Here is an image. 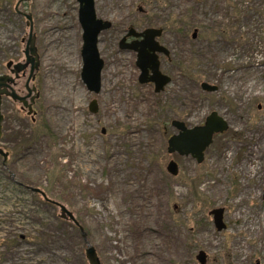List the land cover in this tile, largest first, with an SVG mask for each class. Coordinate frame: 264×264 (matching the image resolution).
I'll use <instances>...</instances> for the list:
<instances>
[{
    "label": "rangeland",
    "instance_id": "374dc122",
    "mask_svg": "<svg viewBox=\"0 0 264 264\" xmlns=\"http://www.w3.org/2000/svg\"><path fill=\"white\" fill-rule=\"evenodd\" d=\"M17 1L0 0V73L25 58L29 27ZM95 3L111 24L99 35V93L81 78L78 1L19 8L33 15L40 96L34 120L12 100L2 104L0 146L11 158L5 169L0 155V264H89L79 226L32 187L74 213L102 264H200V250L205 264H264V0ZM148 25L167 27L160 40L172 53L162 62L172 82L156 93L138 82L136 53L119 47L130 27ZM212 111L230 127L201 163L167 152L173 119L194 126ZM219 207L221 230L209 214Z\"/></svg>",
    "mask_w": 264,
    "mask_h": 264
},
{
    "label": "water",
    "instance_id": "95a60500",
    "mask_svg": "<svg viewBox=\"0 0 264 264\" xmlns=\"http://www.w3.org/2000/svg\"><path fill=\"white\" fill-rule=\"evenodd\" d=\"M30 0H19L16 7L21 2ZM79 4L78 17L82 27V69L81 78L88 90L94 93H99L102 87V71L105 65L99 51V35L108 28L110 22L98 17L96 11L95 0H77ZM142 10V9H140ZM29 27V34L24 49V60L17 63L9 61L7 67L12 73L18 75L21 70L27 71L26 89L28 93L24 96L20 95L14 87L16 76L10 73H0V140L3 135V120L2 113V99L4 96L12 98L14 101L23 103L29 108H32V103L38 98L39 93L33 85L36 78V73L39 68V54L37 52L35 40L36 33L34 32V23L32 15L24 12ZM162 29L150 27L143 31H138L134 27L128 29V33L124 36L119 43L120 49H127L136 53V66L140 70L139 81L140 83L153 82L155 84V92H160L170 82V77L162 73L160 69L159 53L169 55V49L158 41L161 36ZM128 36H134L135 39L126 43ZM196 33L193 34V37ZM201 87L208 92H214L218 89L217 85L208 82H202ZM32 102V103H31ZM97 100L93 99L90 102V110L97 112ZM171 125L175 128L176 132L168 138L167 152L169 154L178 153L184 156H192L198 163L204 160L206 149L212 144L214 136L221 134L228 130L229 123L217 111H212L206 118L204 123L190 126L186 122L178 119H173ZM0 155L4 158L7 153L0 146ZM166 170L169 174L176 176L179 173V164L171 159L166 164ZM31 190L39 192L46 200L59 206L61 216L64 219L73 221L79 226L82 236L84 237L86 247L85 256L89 264H102L100 256L96 248L88 240L84 228L76 219L74 213L69 210L65 204L60 203L47 196L44 190L39 187H32ZM224 208H214L209 211L213 216L214 223L218 230L226 227L224 222ZM196 259L200 264H205L207 261V254L200 250L196 255ZM259 264V263H257Z\"/></svg>",
    "mask_w": 264,
    "mask_h": 264
},
{
    "label": "flooded vegetation",
    "instance_id": "af4514ba",
    "mask_svg": "<svg viewBox=\"0 0 264 264\" xmlns=\"http://www.w3.org/2000/svg\"><path fill=\"white\" fill-rule=\"evenodd\" d=\"M19 1V0H18ZM18 1H17V4H18ZM22 3H24V2H21L19 5H18V7H16L15 6V11L18 13V14H20L23 18H25L26 19V17L24 16V12L23 11H21L19 8H20V6L22 5ZM16 4V5H17ZM145 12V11H144ZM146 13V12H145ZM31 15H32V13H30ZM32 20H33V15H32ZM33 23H34V20H33ZM26 24H27V19H26ZM27 26H28V24H27ZM150 27H155V28H161L162 29V33H161V36L160 37H158V41L162 44V45H164L165 46V44L164 43H162V41L160 40V38L162 37V35L164 34V31L167 29V27H162V26H157V25H155V26H153V25H148V26H145L144 28H142V29H138V28H136V30H138V31H143V30H145L146 28H150ZM195 31L193 32V34L194 33H196V38H197V36H199V29H197V28H195L194 29ZM181 32V31H180ZM185 32L186 33H188V28H186L185 29ZM127 33L128 32H126V34L124 35V36H126L127 35ZM193 34H192V37H193ZM123 36V37H124ZM122 37V38H123ZM121 38V39H122ZM135 39V37L134 36H128L127 37V39H126V43H129V42H131V41H133ZM169 49V48H168ZM127 50V49H126ZM129 51H131V50H129ZM134 52V51H133ZM169 55H166V54H164V53H159L158 55H159V59H160V69H161V71H162V73H164V74H166V75H168L169 77H170V82H172V79H173V77H172V75H171V73H169V72H166V71H164L163 70V68H162V62L165 60V61H170L171 60V56H172V53H171V50L169 49ZM8 70H9V72L8 73H10V74H12V75H14V76H16V79H15V82H14V87L16 88V90H17V92L20 94V95H26L27 93H28V90L26 89V81H25V84H24V89H25V91H23V90H21L20 88H17V85L19 84V80L21 79V78H26L27 79V71H28V69H25L26 71L24 72V70H21L19 73H18V75H16L15 73H12L11 71H10V69L8 68ZM139 75H140V70H139ZM138 82L140 83V81H139V76H138ZM140 84H146V85H148L149 87H152V89H154V91H155V84L153 83V82H148V83H140ZM33 85H34V87L36 88V90H37V92L39 93V95H38V98H39V96H40V92L38 91V88L36 87V85H35V81H33ZM166 87V86H165ZM165 87H164V89L162 90V91H164L165 90ZM162 91H160V92H162ZM156 93V92H155ZM5 99H10V100H12L13 102H14V104H16V105H18L19 106V108H20V110L23 112V113H27V115H30L33 119L32 120H34L35 119V116L37 115V110L35 109V107H34V105H35V102H36V100H37V98H36V100L32 103V108H29L27 105H25V104H23V103H19V102H16V101H14L12 98H10V97H8V96H4L3 97V100H2V104H3V101L5 100ZM187 124V123H186ZM188 125V124H187ZM229 127H230V125H229ZM229 129V128H228ZM226 132V131H225ZM224 133V132H223ZM222 134V133H221ZM216 135H218V134H216ZM215 135V136H216ZM3 149H4V151L7 153V157L6 158H4L3 156H1L2 157V166L5 168V169H8V163H9V161H10V158H11V152L9 151V150H7V149H5L4 147H2ZM20 184V186H22L23 184H21V183H19ZM37 194H39V195H41L39 192H36ZM42 196V195H41ZM48 196V195H47ZM49 197V196H48ZM42 198L43 199H45L43 196H42ZM50 198V197H49ZM46 200V199H45ZM48 201V200H47ZM50 202V201H49ZM54 206L56 207L57 205H55L54 204ZM59 207V206H58ZM59 216L62 218V216H61V210H60V214H59ZM62 219H64V218H62ZM65 220H67V219H65Z\"/></svg>",
    "mask_w": 264,
    "mask_h": 264
},
{
    "label": "trees",
    "instance_id": "16d2710c",
    "mask_svg": "<svg viewBox=\"0 0 264 264\" xmlns=\"http://www.w3.org/2000/svg\"><path fill=\"white\" fill-rule=\"evenodd\" d=\"M184 26H186V25H184ZM185 29H186V27H183V28L180 29V31H181V32H184ZM185 33H186V32H185ZM196 79H198V78H196ZM196 81H198V80H196ZM3 139H4V136L1 138V140H3ZM37 196L39 197V200H40L42 203H44V204H48V205H51L52 207H54V204H53V203H51V202H49V201H47V200H45V199H42L41 196H40L39 194H37ZM75 227H76V226H75ZM77 228H78V227H77Z\"/></svg>",
    "mask_w": 264,
    "mask_h": 264
}]
</instances>
